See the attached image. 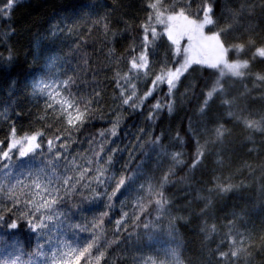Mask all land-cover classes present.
<instances>
[{"label":"trees","instance_id":"1","mask_svg":"<svg viewBox=\"0 0 264 264\" xmlns=\"http://www.w3.org/2000/svg\"><path fill=\"white\" fill-rule=\"evenodd\" d=\"M5 3L6 0H0V6ZM145 4L146 0H16L9 14L0 16V141L8 142L13 127L18 136L37 130L51 134L53 129L45 127L47 122L38 119L43 113L44 98L33 95L32 83L44 75L50 59L55 60L51 74L63 80L65 73L72 75L74 69L78 70L79 57L87 55L89 65L99 74L93 79L90 72L81 73L78 87L81 95L91 94L98 88L101 107L76 137L83 140L98 129L108 128L119 116L118 135L113 139L125 150L118 153L114 170L117 176L121 172L130 173L143 161L144 175L140 182L149 176L159 182L173 164L169 157L157 156L158 148L149 150L152 146L148 141L157 135L169 152L182 150L185 161L175 168V183L165 186V194L171 200L165 214L149 230L130 224L128 231L119 235V243L108 249L109 264L113 261L114 264H142L141 258L149 257L157 264H176L171 255L173 249L181 264H219L217 252L229 251L227 234L230 231H239L253 240L264 236V133L247 129L242 122L228 116L229 105L222 103L224 97L219 94L209 101L205 113L199 111L217 77L216 70L200 65H193L186 78H182L171 113L165 108L150 121L152 98L139 111L120 104L113 76L116 71H127L125 58L133 47L139 50L140 25L148 14ZM215 5L219 25L223 26L230 22L227 9H239L241 0H215ZM196 8L197 4L193 3L192 12ZM210 29L214 30L215 26H206L205 33L211 34ZM241 35L254 39V47L264 45V9L256 7L252 14L239 17L236 31L227 39L233 41ZM109 49H115L114 55L121 59H112ZM253 51L254 48L246 49L241 54L251 61L250 68L243 70L250 74L242 78L226 76L222 82L227 99L234 101L231 109L236 116L260 120L264 117V81L256 80V74L264 75V59H252ZM232 58L233 53H229V59ZM172 60L173 46L163 37L157 41L151 59L154 71L159 70L162 62L171 64ZM148 86V79L138 81V95ZM157 98L167 100L163 90ZM189 122L200 143L208 141L202 164L191 171L189 165L196 144ZM220 124L229 130L223 142L215 140V129ZM177 133L184 138L183 145L175 139ZM141 141L143 147H137L132 155L130 145H139ZM85 148L87 144L72 145L73 150ZM145 150H149L147 156ZM14 163L18 166L21 161L14 160ZM40 163V157L33 161V165ZM217 183H232L236 187L227 193L209 191ZM120 198L118 195L117 200ZM126 198L130 208L136 192L128 193ZM103 210V202L85 206L83 214L78 213L73 219L79 221L82 215L91 219ZM119 214L117 206L111 216L118 218ZM10 219L16 216L6 213L5 221L0 224V258L7 252L16 254L17 249H22L21 259L26 262L37 243L35 234L23 221L15 230L3 226ZM213 224L216 231L210 233L208 229ZM105 226L107 238H115L111 231L114 224L107 218ZM250 251L252 256L247 261L241 259L239 264H264V248L259 242Z\"/></svg>","mask_w":264,"mask_h":264},{"label":"snow or ice","instance_id":"2","mask_svg":"<svg viewBox=\"0 0 264 264\" xmlns=\"http://www.w3.org/2000/svg\"><path fill=\"white\" fill-rule=\"evenodd\" d=\"M15 3L16 0H6L5 5L0 6V16H7ZM193 3L197 4L195 12H192ZM215 6V0H167V3L165 0H146L148 14L140 25L139 50L133 47L131 54L125 58L127 71H116L113 76L122 106L139 111L152 98L154 102L148 113L150 121H154L165 108L171 113L182 78H186V73L193 65H200L216 70L217 77L199 111L205 113L209 101L219 94L224 97L222 103L229 105L228 116L242 122L247 129L264 133V117L256 120L236 116L231 109L234 101L227 99L225 83L222 82L226 76L242 78L250 74L243 71L249 69L251 63L250 59L241 55L246 49L254 48L252 59H264V45L254 47L255 40L250 36H237L233 41L227 39L236 31L239 17L252 14L256 7L264 9V0H241L239 9H227L230 22L223 26L219 25ZM209 25H214L215 29H210L211 34H206L204 30ZM104 31L107 34V24L104 25ZM163 37L173 46V60L171 64L162 62L159 70L154 71L151 59L157 41ZM184 37H187L188 43L181 48L180 41ZM114 52L115 49H109V56L117 61L121 59ZM229 53H233L231 60ZM79 59L78 70L74 69L72 75L65 73V79L52 83L40 79L33 85L37 94L44 98L43 113L38 119L46 121L45 127L53 129V132L48 134L45 130H37L18 136L13 127L8 142L5 144L0 141V176L3 177L0 179V209L3 210L0 211V224L5 221L6 213H12L16 219H10L3 226L15 230L19 228V222L23 221L28 230L35 234L37 241L35 248L28 253L26 262L21 259L23 250L17 249L16 254L5 253L0 258V264H109L108 249L119 243V235L127 232L130 224L149 230L171 204L164 189L175 183V168L185 162L182 150L169 152L160 143V135L149 140L152 146L149 150L158 148L157 156H167L173 164L163 173L159 182L150 176L140 182L144 175L141 166L143 161L130 173L121 172L117 176L114 170L118 153L125 150L113 139L118 135L119 116L108 128L98 129L83 140L76 137L75 134L95 118L97 109L101 107V92L98 88L91 94H80V74L90 72L94 79L99 73L89 65L87 55ZM144 79H148L149 86L138 95L137 82ZM256 80L264 81V75L256 74ZM161 90L167 97L166 101L157 98ZM140 131L143 134L144 130ZM189 131L196 144L189 165L191 171L202 164L208 141L200 143L191 122ZM228 131L220 124L215 129V140L223 142ZM175 139L181 145L185 143L179 133ZM77 143L87 144V148L73 150L72 145ZM130 147L134 155L137 147H143V142ZM149 150H145V156ZM37 157L41 158V163L33 165ZM14 160L21 163L17 166ZM234 187L236 185L232 183H217L209 191L227 193ZM133 191L136 192V198L129 208L126 197ZM118 195L121 197L119 200ZM100 202H103V211H98L91 219L82 215L79 221H74L78 213L83 214L85 206ZM208 204H211V200ZM117 206L120 207V214L118 218H113L111 213ZM106 218L114 224L111 229L115 237L113 239L107 238ZM208 231L215 232V224ZM257 242L264 248V236L253 240L239 231H230L227 234L229 251L217 252L219 264H239L241 259L247 261L252 256L250 249L256 247ZM171 255L176 264H181L175 249L171 250ZM141 261L142 264H157L150 257L141 258Z\"/></svg>","mask_w":264,"mask_h":264},{"label":"rangeland","instance_id":"3","mask_svg":"<svg viewBox=\"0 0 264 264\" xmlns=\"http://www.w3.org/2000/svg\"><path fill=\"white\" fill-rule=\"evenodd\" d=\"M188 41H187V37H184L181 41H180V46L181 48L185 47L187 45ZM54 62L55 60L54 59H50L47 63H46V66H45V73L44 75L40 76L38 79H36L33 83H32V90H33V95L35 96H41L39 94H37V92L34 90V83L37 81V80H40V79H43L49 83H52V82H56V81H60L57 79V77H55L54 74H51V70L53 69V65H54Z\"/></svg>","mask_w":264,"mask_h":264}]
</instances>
